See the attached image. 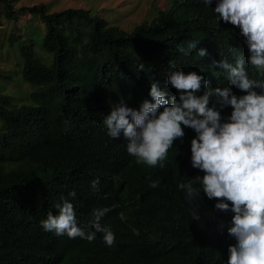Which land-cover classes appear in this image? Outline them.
Listing matches in <instances>:
<instances>
[{
  "label": "clouds",
  "instance_id": "clouds-1",
  "mask_svg": "<svg viewBox=\"0 0 264 264\" xmlns=\"http://www.w3.org/2000/svg\"><path fill=\"white\" fill-rule=\"evenodd\" d=\"M212 10L234 25L235 42L208 71L176 67L166 81L108 100L100 136L86 141L108 168L89 181V214L61 195L36 229L0 226V264H146L150 250L132 226L166 178L181 198L175 219H187L207 256L264 264V0H216ZM109 173L121 180L98 187Z\"/></svg>",
  "mask_w": 264,
  "mask_h": 264
},
{
  "label": "trees",
  "instance_id": "trees-1",
  "mask_svg": "<svg viewBox=\"0 0 264 264\" xmlns=\"http://www.w3.org/2000/svg\"><path fill=\"white\" fill-rule=\"evenodd\" d=\"M167 2L149 22L126 31L95 8L53 10L44 2L14 8L10 0H0L1 27L2 18L10 21L17 13L27 12L32 19L29 30L17 28L8 36L18 52L20 79L30 89L19 104L0 90V226L36 229L49 211L55 214L53 205L61 195L78 201L79 213L88 215L95 191L89 181L97 170L108 172L86 143L100 136V108L118 93L166 81L176 67L208 71L235 42L234 25L212 10L216 0L208 5L203 0ZM200 48L206 50L203 57L197 55ZM113 176L121 180L115 173L98 176V187ZM173 185L174 178H166L132 226L150 250L146 264H217L190 239L187 219H175L181 198ZM71 190L74 199L67 196ZM126 201L134 204L135 191L127 193ZM96 248L99 244L89 246Z\"/></svg>",
  "mask_w": 264,
  "mask_h": 264
},
{
  "label": "rangeland",
  "instance_id": "rangeland-1",
  "mask_svg": "<svg viewBox=\"0 0 264 264\" xmlns=\"http://www.w3.org/2000/svg\"><path fill=\"white\" fill-rule=\"evenodd\" d=\"M14 8L21 5H33L39 2L49 3L50 9L60 10L68 7L95 8L100 16H104L119 28L131 30L137 24L149 22L159 9L168 6L167 0H10ZM31 16L27 12L17 13L10 21L2 18L0 25V73L11 76L10 79L0 77V90L10 93L15 104L24 101L29 86L20 79L17 61V49L9 45L8 36L17 28L30 27Z\"/></svg>",
  "mask_w": 264,
  "mask_h": 264
},
{
  "label": "bare ground",
  "instance_id": "bare-ground-1",
  "mask_svg": "<svg viewBox=\"0 0 264 264\" xmlns=\"http://www.w3.org/2000/svg\"><path fill=\"white\" fill-rule=\"evenodd\" d=\"M235 54H237V53H235ZM243 57H245V56H243ZM246 57H248V56H246ZM241 60H243V59H241Z\"/></svg>",
  "mask_w": 264,
  "mask_h": 264
}]
</instances>
